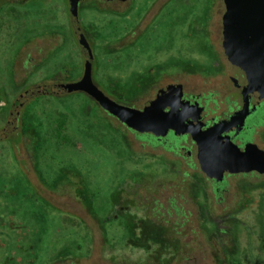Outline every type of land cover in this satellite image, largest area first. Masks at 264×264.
Instances as JSON below:
<instances>
[{
	"label": "rangeland",
	"instance_id": "obj_1",
	"mask_svg": "<svg viewBox=\"0 0 264 264\" xmlns=\"http://www.w3.org/2000/svg\"><path fill=\"white\" fill-rule=\"evenodd\" d=\"M222 11L221 0H79L92 81L134 107L179 82L220 113L229 76L244 84L222 53ZM82 66L67 0H0V264H264V174L225 173L215 190L188 136L190 156L80 90L37 89ZM250 138L264 151V123ZM143 218L164 227V260L128 238Z\"/></svg>",
	"mask_w": 264,
	"mask_h": 264
},
{
	"label": "water",
	"instance_id": "obj_2",
	"mask_svg": "<svg viewBox=\"0 0 264 264\" xmlns=\"http://www.w3.org/2000/svg\"><path fill=\"white\" fill-rule=\"evenodd\" d=\"M220 46L226 61L243 74L244 84L240 90L241 106L229 120H217L201 128L197 119L199 107L188 113L182 105L171 101H158L156 96L141 108L116 102L105 95L91 79V52L77 18L78 0H67L68 20L79 50L83 54L82 72L78 79L69 82L42 84L40 92L65 93L80 90L118 121L136 132H149L162 137L170 130L176 134L187 133L196 147L200 171L214 181L221 180L224 173H264V151L254 142H245L240 149L226 133L230 121L242 124L252 110L248 97L256 101L264 99V0H221ZM233 80V77H230ZM232 122V121H231Z\"/></svg>",
	"mask_w": 264,
	"mask_h": 264
},
{
	"label": "flooded vegetation",
	"instance_id": "obj_3",
	"mask_svg": "<svg viewBox=\"0 0 264 264\" xmlns=\"http://www.w3.org/2000/svg\"><path fill=\"white\" fill-rule=\"evenodd\" d=\"M105 1H111V0H105ZM116 1H124V0H116ZM78 2H79V0H78ZM230 77H232V76H229V80L231 81L233 87L236 89L235 90V94H233L232 101H230V102L228 101V103L226 102L227 105L225 106V109H223L218 114H213L210 110L207 109V96L197 95V94H193L191 92H186L184 90L182 84L179 83V82H168V83L163 84L162 86L156 87L154 89V91H153L152 96L150 98H148L145 101L144 104H146V102H148L149 100L154 99L157 96L158 97V101H160V100L161 101L162 100L163 101H171L173 103H177L179 105H182V108H184L188 113H194L195 107H199L197 119L200 120L203 123L201 128L206 127V126L210 125L212 122L217 121V120L226 121V120H229L230 115L232 113H234L237 109H239V107L241 106V93H240V90L242 88V85H239L237 83L235 77H233V80ZM78 78H76V79H78ZM76 79H73V80H76ZM73 80H70V81H73ZM61 82H69V80L68 81H61ZM86 95L89 96L88 94H86ZM89 97L93 101H95L91 96H89ZM235 98H238L237 102L235 101ZM116 102L124 104V102H120V101H116ZM263 102H264V99L256 101V99H254L252 96H249L248 97V108H250L251 105H254V107L244 117L242 124L241 125L238 124L234 119L231 120L232 122L230 121L229 125L231 126V129L228 130L226 133L228 134L229 139L232 142H234L240 149L242 148V146H243V144L245 142L251 141L250 132H251L253 126L258 125L260 123H264V108H263V105H262ZM144 104H142V105H140L139 107H136V108H141ZM100 109L105 115H109V116L114 117L112 114H109L107 111H105L101 107H100ZM136 133H140V132H136ZM143 133L147 134L148 140H150V142L153 145H154V143H163V142H165L167 140L169 142H172L174 145L178 144L180 148L184 149L185 155L190 156V151H191L190 146L188 148H186L183 145H180L179 142H178L179 138L181 136H183V137L188 136L190 144L194 145V148H195L194 156H195V159H196V162H197L196 147H195V144L193 143V141L190 139L189 134H187V133L176 134L173 131L168 130L165 133L164 136L157 137V136H153L149 132H143ZM248 136H249V138H248ZM181 141H183V140H181ZM169 149H170V146H169ZM170 150H172V146H171ZM197 165H198V162H197ZM251 172H253L255 174L256 173L257 174H264V173H258V172L254 171V170H251V171H248V172H240V173H244L245 174V173H251ZM224 174H223V176H224ZM223 176H222L221 180H219V181H214L212 178H208L206 176L205 177L208 180L212 181V183L214 185H216V186H214V189L217 190V185H221Z\"/></svg>",
	"mask_w": 264,
	"mask_h": 264
},
{
	"label": "trees",
	"instance_id": "obj_4",
	"mask_svg": "<svg viewBox=\"0 0 264 264\" xmlns=\"http://www.w3.org/2000/svg\"><path fill=\"white\" fill-rule=\"evenodd\" d=\"M140 218L141 217H139V219ZM128 221L130 223V227L128 229L127 234H130L131 236H128V238H133V245L137 247H142L145 250L152 249L153 254L155 257H157V259L164 260L165 256L163 254L165 253V249L167 248V239L163 235L164 227L161 225L154 224L147 218H143L142 221L143 223L148 224L146 226L141 225L142 222H140V220H138V224L137 222H133L130 220Z\"/></svg>",
	"mask_w": 264,
	"mask_h": 264
},
{
	"label": "bare ground",
	"instance_id": "obj_5",
	"mask_svg": "<svg viewBox=\"0 0 264 264\" xmlns=\"http://www.w3.org/2000/svg\"><path fill=\"white\" fill-rule=\"evenodd\" d=\"M86 94V93H85Z\"/></svg>",
	"mask_w": 264,
	"mask_h": 264
}]
</instances>
